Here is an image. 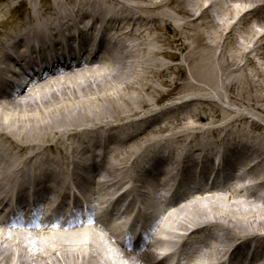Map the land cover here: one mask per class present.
<instances>
[{"label":"bare ground","instance_id":"1","mask_svg":"<svg viewBox=\"0 0 264 264\" xmlns=\"http://www.w3.org/2000/svg\"><path fill=\"white\" fill-rule=\"evenodd\" d=\"M21 5L28 10L14 23ZM4 8L0 80L34 42L41 50L97 34L113 47L0 94V204L24 199L30 186L63 200L93 172L88 206L126 187L119 215L152 230L120 247L93 217L52 227L0 219V264H154L171 249L179 264H243L252 244L248 264H264V0H12ZM179 87L187 94L161 107ZM214 158L252 186L200 188L169 202L157 194L168 182L178 192L181 176Z\"/></svg>","mask_w":264,"mask_h":264},{"label":"rangeland","instance_id":"2","mask_svg":"<svg viewBox=\"0 0 264 264\" xmlns=\"http://www.w3.org/2000/svg\"><path fill=\"white\" fill-rule=\"evenodd\" d=\"M11 1L12 0H0V12H1V9L4 8L6 5H8L9 2H11ZM48 5H49V3H48ZM39 6H41V5H39ZM4 9H6V8H4ZM86 9H91V6H88V5L85 6V10ZM27 10H28L27 6L21 5L19 8H17V11H15L12 14V17L10 19L13 20L14 23L21 22L22 19H23V17H24V14H26V11ZM163 32L164 33H167L170 36L172 35V33H171L172 32V29L171 30L165 29ZM173 63L174 64H177L178 61L176 60ZM185 87L176 88L169 96H165L164 97V100L161 102V107H163L166 104H169L171 100H174V98L185 96L187 94L186 92L184 94H181V92L185 89ZM149 111L150 110H147V111L144 110L143 115H147ZM143 115H141V116L143 117ZM203 122H206V119L205 118H203Z\"/></svg>","mask_w":264,"mask_h":264}]
</instances>
